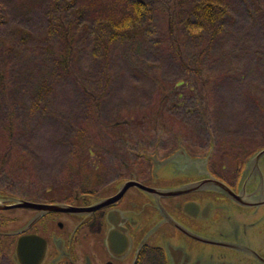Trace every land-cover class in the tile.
I'll return each mask as SVG.
<instances>
[{"label": "rangeland", "instance_id": "obj_1", "mask_svg": "<svg viewBox=\"0 0 264 264\" xmlns=\"http://www.w3.org/2000/svg\"><path fill=\"white\" fill-rule=\"evenodd\" d=\"M136 1L0 0V68L4 59L12 63L16 121V149L0 162V188H91L99 172L133 166L137 153L156 149L168 156L178 143L193 155L212 150L213 164L222 167L264 146V0H188L220 8L214 38L200 28L187 0H177V13L191 15L186 25L168 21L171 0H144L149 10L127 27ZM69 24L77 35L66 72L56 57ZM177 51L188 63L200 57L214 78L200 84L180 65ZM106 75L111 82L100 100L102 128L86 123L92 119L90 97L101 93ZM161 85L171 93L164 95ZM159 100L163 116L157 119L150 111ZM8 113L0 101V136H7ZM97 129L86 148L78 132L93 136ZM5 146L0 142V159Z\"/></svg>", "mask_w": 264, "mask_h": 264}, {"label": "flooded vegetation", "instance_id": "obj_2", "mask_svg": "<svg viewBox=\"0 0 264 264\" xmlns=\"http://www.w3.org/2000/svg\"><path fill=\"white\" fill-rule=\"evenodd\" d=\"M188 154L198 161L182 169L161 164L167 156L156 149L137 153L135 165L99 172L91 188H0V261L20 264L18 243L27 239L39 264H261L264 204L234 201L203 181L253 194L261 176L264 189L263 162L245 179L250 158L222 167L210 150Z\"/></svg>", "mask_w": 264, "mask_h": 264}, {"label": "trees", "instance_id": "obj_3", "mask_svg": "<svg viewBox=\"0 0 264 264\" xmlns=\"http://www.w3.org/2000/svg\"><path fill=\"white\" fill-rule=\"evenodd\" d=\"M260 0H258L259 2ZM171 2L174 4V6H170L168 7V21L172 24V25H176V24H181L184 23L185 25L187 23H189V20L191 19V15L189 14H180L177 13V9H180L177 6V0H171ZM185 4H190V13L193 14L199 21V25L200 28H204L205 30L209 31V33L212 35L211 38H214L215 35L218 32L217 24L218 22L222 21L221 17H222V13L220 12V8L217 6L216 3L214 2H210V1H206L203 3H194L192 1H185ZM144 10H149L148 9V2L144 1V0H137L136 3L133 6V13L135 18L134 19H125V22L123 25L127 26V27H131L132 24L135 26L138 23H140V15ZM178 18V19H177ZM116 26L115 24L112 23V25H110V27ZM64 30L62 32V36H61V40H60V47H62L58 54V57H56V64L57 66H59L60 69H62L63 71L69 72L71 70V64H72V59H73V47H74V43L76 41V35L75 34V28L73 27V25L69 24L68 25H64ZM130 32H127V34ZM116 32H113V34L111 35L110 39H113V37L115 36ZM104 44L106 46H108V43L103 41ZM110 43V42H109ZM202 54V53H201ZM201 54H198L201 55ZM176 58L178 59L180 65L187 70V72H193L194 74V78H196L197 81L200 82V84H205L207 81L209 82L210 80H212V78H214V76H212L210 73H207L204 71L203 67L200 65V57H197L193 60V63H188L186 61L188 60H184L185 58L182 56V54L177 51L176 52ZM55 66V63H53ZM11 65L12 63H8L5 59L3 60V63L1 65L0 68V97H6L7 102L9 103L6 104L4 103L1 99L0 101L3 104V110H9L8 116L7 118L4 120L5 124L3 125L7 136H0V142L2 144L8 145V147H6L2 154H1V159L0 162L3 165L5 163L6 158L10 155L11 151L16 149L14 143H15V139L13 138V134H14V128H15V118H14V111H12L10 109L11 103H10V97H12V93L14 92V89L9 88L10 83L12 82L13 79V75H12V69H11ZM56 67V66H55ZM111 82V79L109 77V75H106L105 79H104V83L102 85L103 90L101 91V93L97 94L94 98L90 97V100L92 101V104H90L91 109L90 112L92 113V119L90 122L86 123V124H100V126L102 128H104V126L100 123L99 121V107H100V100L104 94V91H106L107 87L109 86ZM183 83V82H181ZM181 83L179 85H181ZM99 86V85H98ZM96 87V86H95ZM84 92L86 93V95H90L89 93L91 92L90 89H87L86 87H82ZM92 89V88H91ZM94 90V89H92ZM161 91L162 93L165 95L167 92L171 93V90L166 89V87L164 85H161ZM161 100L158 101V103H155V106L157 108V110L151 108V116L158 118H161L163 115H161L159 113V111H162L161 108ZM91 103V102H90ZM150 115V113L148 114ZM111 124V123H110ZM87 126V125H86ZM95 126V125H94ZM87 133L86 130L83 131H79L78 132V136L80 138V140L82 139L84 145H86V148L89 147L91 148V139H94L93 137L95 136V134H99L100 131L97 129L95 131H93V136L89 133V134H85ZM83 136V138H82ZM16 152H18L17 150H15ZM252 151V150H251ZM251 151H248L245 155H247L248 153H250ZM26 160H24L23 162H21L22 164H24Z\"/></svg>", "mask_w": 264, "mask_h": 264}, {"label": "water", "instance_id": "obj_4", "mask_svg": "<svg viewBox=\"0 0 264 264\" xmlns=\"http://www.w3.org/2000/svg\"><path fill=\"white\" fill-rule=\"evenodd\" d=\"M177 163L180 168L182 169H188L194 164L197 163L198 159H191L189 156H187L184 149L177 150L173 155L169 156L168 158L160 161L161 164L169 165L171 162ZM179 161V162H178ZM264 164V148L257 151L253 156L250 157L246 164V169L243 172V176H246L245 179L250 178L252 174H255L256 172L260 173V165ZM262 176L260 180V185L258 186V189L253 194H245L241 191L239 195H235V193L222 181L216 180L215 178H211L210 180L203 181L206 188H211L213 190H216L222 194H225L230 199L239 198L242 200L246 205H258V204H264V189L262 184ZM20 206H24L25 203H27L24 200ZM48 207V206H45ZM29 240L25 239L18 243L17 253H18V260L20 264H39L40 263V254L32 255L29 252ZM31 256V258H29ZM33 256V257H32ZM260 263L264 264V258L260 259Z\"/></svg>", "mask_w": 264, "mask_h": 264}]
</instances>
